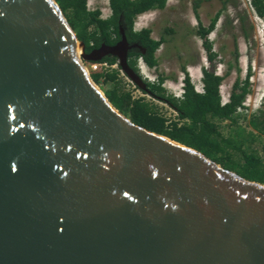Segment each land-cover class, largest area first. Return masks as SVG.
Masks as SVG:
<instances>
[{"label": "water", "instance_id": "obj_1", "mask_svg": "<svg viewBox=\"0 0 264 264\" xmlns=\"http://www.w3.org/2000/svg\"><path fill=\"white\" fill-rule=\"evenodd\" d=\"M129 49L86 52L56 0H0V264H264V183L135 124L93 79L112 55L148 91Z\"/></svg>", "mask_w": 264, "mask_h": 264}, {"label": "trees", "instance_id": "obj_2", "mask_svg": "<svg viewBox=\"0 0 264 264\" xmlns=\"http://www.w3.org/2000/svg\"><path fill=\"white\" fill-rule=\"evenodd\" d=\"M56 2L75 30L78 39L85 43L86 52L89 53L102 44L114 45L119 42L122 39L120 26L123 22L127 26V38L140 42L146 48V53L141 51L129 53L130 66L142 77L140 60L150 68L157 66L156 53L165 39L153 38L150 28L136 30L135 20L144 12L164 9L168 0H110L112 15L108 18L102 17L100 9H90L88 0ZM251 4L257 15L264 18V0H251ZM217 18L218 16L208 27L200 23L198 29L209 61V66L203 70V92L196 89L188 72L180 96L168 93L163 84V77L153 81L145 79L148 91L131 82L127 84L118 58L112 55L100 60L107 62L109 67L91 71V75L98 84L102 82L112 84V87L105 91L107 97L135 124L191 146L226 169L247 179L264 183V153L259 150L248 151L245 145L248 139L245 135L238 132L229 133L234 127L241 128L239 121L245 118L240 111L246 108L244 103L250 92L251 72H248L243 81L240 78L236 80L229 100L224 102L221 94L224 77L217 74L214 69L218 54L208 38L216 26ZM86 63L89 65L93 62ZM134 89L141 90L151 98L135 95ZM156 101L167 104L174 111V116L163 113ZM249 124L252 127L249 131V140L258 135L264 138V111L252 115ZM227 127L229 131L225 132L224 129Z\"/></svg>", "mask_w": 264, "mask_h": 264}, {"label": "rangeland", "instance_id": "obj_3", "mask_svg": "<svg viewBox=\"0 0 264 264\" xmlns=\"http://www.w3.org/2000/svg\"><path fill=\"white\" fill-rule=\"evenodd\" d=\"M88 7L100 9L104 18L112 15L110 0H88ZM217 16L216 26L208 38L218 54L214 69L224 77L221 84L224 102L229 100L236 80L240 78L243 81L251 72L247 106L240 111L245 118L239 121L241 128L234 127L229 133L245 135L248 151L264 153L263 136L258 135L251 140L248 137L252 130L249 124L252 115L264 111V18L257 15L251 0H168L164 9L138 15L136 30L150 28L153 38L165 39L156 53L157 66L150 68L141 62V73L147 80L163 77L168 93L176 96L183 91L187 72L196 89H201L203 70L209 66V61L198 29L200 23L208 27ZM123 76L127 84L133 83L124 72ZM99 86L105 92L112 84L102 82ZM134 90L137 96L151 98L141 90ZM156 104L163 113L174 116V111L167 104L160 101ZM224 130L229 131L228 127Z\"/></svg>", "mask_w": 264, "mask_h": 264}, {"label": "flooded vegetation", "instance_id": "obj_4", "mask_svg": "<svg viewBox=\"0 0 264 264\" xmlns=\"http://www.w3.org/2000/svg\"><path fill=\"white\" fill-rule=\"evenodd\" d=\"M121 34H122V39H123V36L125 35L126 36V38H127V35H126V32H127V26L122 22V24H121ZM136 29V28H135ZM121 39V40H122ZM120 40V41H121ZM127 40H128V43H129V45H130V49L128 50V53H130L131 51H141V52H143V49L145 50V52H143V53H146V48L144 47V46H142L141 44H140V42H137V41H130L128 38H127ZM119 41V42H120ZM118 43V42H117ZM128 62H129V54H128ZM144 80H145V78H144V76L142 77Z\"/></svg>", "mask_w": 264, "mask_h": 264}, {"label": "built area", "instance_id": "obj_5", "mask_svg": "<svg viewBox=\"0 0 264 264\" xmlns=\"http://www.w3.org/2000/svg\"><path fill=\"white\" fill-rule=\"evenodd\" d=\"M141 62H143L142 60H140V63ZM144 63V62H143ZM145 64V63H144ZM146 65V64H145ZM88 66V68H89V70L90 71H100V70H102V68H107V67H109V64L107 63V62H100V61H96V62H93V63H91V64H89V65H87ZM114 67H116V65H114ZM123 72V71H122ZM153 81V80H152ZM203 87H204V84L201 86V89H199L198 91H200V92H203ZM183 90V89H182ZM182 93H183V91H182ZM181 93V94H182ZM180 94V95H181ZM247 100V99H246ZM245 106H247V104H246V101H245Z\"/></svg>", "mask_w": 264, "mask_h": 264}]
</instances>
